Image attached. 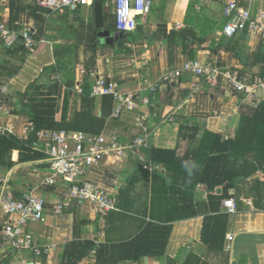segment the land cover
Returning <instances> with one entry per match:
<instances>
[{
    "label": "crops",
    "instance_id": "1",
    "mask_svg": "<svg viewBox=\"0 0 264 264\" xmlns=\"http://www.w3.org/2000/svg\"><path fill=\"white\" fill-rule=\"evenodd\" d=\"M95 1L52 11L37 7L36 0H0V125L12 126L14 135L8 136L25 143L33 100L49 106V99L56 100L58 120L63 99L68 101L65 123H70L82 110L83 93H90L95 77L101 75L115 81L122 93L133 95L139 105L138 111L119 118L112 112L111 117L121 124L112 135L131 141L141 137L144 144L125 157H105L84 178L117 199L112 224L109 213L98 215L89 201L70 200L69 183L53 178L49 169L38 168L42 159L27 161L31 155L23 149L10 152L0 164L7 190L17 198L33 194L46 200L43 219L30 225L43 254L37 258L32 250L3 247L1 230L15 224L17 216L1 215L0 264H72L87 243L93 248L75 264H98L103 247L108 252L100 264H183L190 254L207 264H264V155L247 149L257 144L259 127L264 124V86L249 97L236 92L222 75L211 80L185 72L174 84L163 81L186 62L198 61L209 69L229 70L239 79L264 82V38L247 30L231 39L223 35L230 2L250 10L256 19L264 12V0H211L200 11L197 0H156L151 14L141 21L142 32L134 33L131 40L121 34L113 45L99 43L103 30L95 26ZM102 1L104 31L118 33L112 30L114 5L111 0ZM36 16L45 23H39ZM183 30L185 38L167 40L171 32ZM29 33L33 51L24 39ZM143 99L149 104H142ZM101 106L99 98L94 111L98 116ZM138 112L149 116V133L136 128ZM181 126L187 128L182 136ZM206 131L225 141L236 139L240 131L228 164L238 177L228 192L220 186L212 193L216 197L226 194L218 207L217 202H209L208 188L198 182L204 168L206 151L201 139ZM59 132L91 137L80 131ZM153 150H174L182 161L166 168L152 160ZM175 181L179 182L177 190L183 188L180 184L194 185L192 201L184 191L174 192ZM227 200H234V214L224 206ZM61 202L64 212L57 215L55 207ZM189 202H194L192 211L185 209ZM209 216L227 220L220 253H208L201 240Z\"/></svg>",
    "mask_w": 264,
    "mask_h": 264
},
{
    "label": "built area",
    "instance_id": "2",
    "mask_svg": "<svg viewBox=\"0 0 264 264\" xmlns=\"http://www.w3.org/2000/svg\"><path fill=\"white\" fill-rule=\"evenodd\" d=\"M84 0H36L37 7L52 11L63 9H75ZM156 0H111L115 8L117 31L123 35L137 32L143 18L151 14ZM211 0H197L196 10L200 11ZM225 16L229 22L224 27L223 35L234 38L242 30H247L252 36L264 38V12H260L256 19L252 18L250 10L238 6L236 1L230 2L225 8ZM140 20V21H139ZM26 46L33 51V41L30 33L24 35ZM193 77H210L217 80L220 75L227 78L233 89L245 96H254L258 88L264 86L263 80L252 78L239 79L229 70L219 71L202 66L198 61L186 62L183 67L173 73L164 76L163 81L174 84L184 73ZM158 87L152 88V92ZM81 94L82 90H78ZM91 96L102 98L112 97L114 101L113 115L116 118L123 114L138 111V103L131 94L121 92L119 85L101 75H97L91 86ZM148 105L147 99L141 100ZM149 116L139 113L134 116L136 128L143 133H149L147 121ZM33 124L30 122L27 132L32 133ZM14 135V128L7 124L0 125V136ZM144 144L141 137L134 140L120 139L116 135L101 134L95 137H87L82 134L71 137L67 133L44 130L37 133V141L32 150L39 152L43 159L41 162L50 163L53 178H58L69 183V199L89 201L94 211L105 216L110 212L118 211L117 199L108 194L97 185L84 181L88 171L99 166L105 157L114 156L122 158L129 152L136 153L139 146ZM54 182V181H49ZM0 216H17L15 224H6L2 230V246L11 250H32L37 258L43 254L41 246L35 241L30 225L40 222L45 214L46 200L42 196L25 194L19 198L7 190V179L0 177ZM251 208V202L248 203ZM224 206L229 214L236 212L234 200H227ZM65 204L59 203L55 207V214L64 212ZM233 236H228V241H233ZM96 252L93 251L92 255Z\"/></svg>",
    "mask_w": 264,
    "mask_h": 264
},
{
    "label": "trees",
    "instance_id": "3",
    "mask_svg": "<svg viewBox=\"0 0 264 264\" xmlns=\"http://www.w3.org/2000/svg\"><path fill=\"white\" fill-rule=\"evenodd\" d=\"M36 11H39L38 9ZM39 23H45V19L39 16H36ZM113 31H117V25L112 27ZM94 38L92 48H97L96 42V30H94ZM185 31L171 32L166 38L170 42L176 38H185L183 36ZM55 72L54 68H48ZM68 87V86H67ZM66 95L68 93L66 92ZM97 97L91 96V92H84L82 96V110L77 113L70 123H65L66 116L68 114V101L63 99V107L61 109V118L60 120L56 119V100L49 99L50 105L36 103L33 100L31 106V123L34 126L33 132L30 134L28 140L25 143H21L18 139L13 136H3L0 137V164L2 160L12 151L23 149V152H27L31 156L27 157V161H37L43 159V156L39 152L32 150V146L37 141V133L44 130H54V131H80L85 134L91 135V137L99 136L101 134L112 135L114 130L120 126V122L115 118L111 117L114 108V101L112 97L106 96L101 98V116H98L94 111L97 108ZM262 104L254 108L252 114L256 112V109ZM244 114L242 115V119ZM180 135L182 136L184 130L187 128L181 126ZM240 131L237 134V138L234 140H223V137L219 134H214L206 131L201 139V147L206 151L204 153V168L199 177L198 182L205 185L209 192V202H217L216 206L218 207L221 201L226 197V194L220 197L213 196L212 193L215 192V189L220 186H224L225 192H228L229 189L234 187L235 179L238 177L237 174L228 168L229 160L231 159L233 153H235L236 140L239 138ZM249 151L256 152L257 156L264 155V124L259 127V139L255 146L247 148ZM246 151V149H245ZM152 160L160 163L166 168L174 166L182 161L181 158L177 156V152L174 150H153ZM190 158V156H189ZM194 161V158H190ZM196 160V156H195ZM179 185L178 181L173 182L174 192L181 193L184 191L185 196L189 200H193L194 185L191 184H180L183 188L177 190ZM187 210L192 211L194 202H189ZM211 209L214 207L211 206ZM186 211V210H185ZM195 214L194 212H190ZM189 213V214H190ZM115 213L111 212L108 214L107 218L109 223H113ZM186 217V216H185ZM227 220L221 216H209L205 218L203 229H202V243L207 247L208 253H220L224 249V241L226 236ZM170 230V228H169ZM84 248V251L78 256H74L75 260L72 264L78 263L85 255L89 249L93 248V245L87 243ZM92 248H91V247ZM114 248V247H111ZM108 252V247L101 248L98 254V264L102 263V255ZM114 252V249H112ZM123 256V255H121ZM164 254L158 256L163 257ZM117 257V256H116ZM115 257V258H116ZM183 264H207L204 258H199L195 254H190L186 261Z\"/></svg>",
    "mask_w": 264,
    "mask_h": 264
},
{
    "label": "water",
    "instance_id": "4",
    "mask_svg": "<svg viewBox=\"0 0 264 264\" xmlns=\"http://www.w3.org/2000/svg\"><path fill=\"white\" fill-rule=\"evenodd\" d=\"M94 9H95V26L97 30H103L101 34V38L99 40L100 44H109L113 45L115 41L121 39V33H112L104 31L105 27V14H104V8H103V1L102 0H96L94 3ZM137 32H142V27L139 25L137 28ZM40 169H51L50 163H41L37 166Z\"/></svg>",
    "mask_w": 264,
    "mask_h": 264
},
{
    "label": "rangeland",
    "instance_id": "5",
    "mask_svg": "<svg viewBox=\"0 0 264 264\" xmlns=\"http://www.w3.org/2000/svg\"><path fill=\"white\" fill-rule=\"evenodd\" d=\"M148 16H149V15H148ZM139 21H140V20H139ZM133 35H134V33L130 34L129 36H127V39H128V40H131ZM62 62H63V61H61V63L59 64V68L61 69V73H62L63 64H64V63H62ZM75 74H76V72H75Z\"/></svg>",
    "mask_w": 264,
    "mask_h": 264
}]
</instances>
